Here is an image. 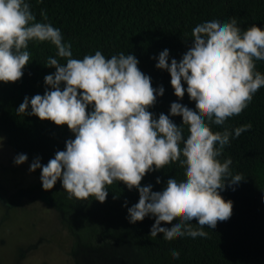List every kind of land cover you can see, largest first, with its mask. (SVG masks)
Masks as SVG:
<instances>
[{"label":"clouds","instance_id":"obj_1","mask_svg":"<svg viewBox=\"0 0 264 264\" xmlns=\"http://www.w3.org/2000/svg\"><path fill=\"white\" fill-rule=\"evenodd\" d=\"M41 16L43 20L36 19L29 0H0V81L22 76L30 61V42L47 41L56 49L45 61L55 69L43 77L50 87L43 95H25L16 108L18 114L66 124L74 133L46 164L39 157L29 164V171L40 169L42 188L51 189L59 178L69 199L93 196L103 202L106 185L123 181L139 193L137 202L127 207L126 218L134 223L155 214L150 232L163 229L165 238L206 237L204 225L214 228L218 220L228 219L233 201L220 193L226 184L235 190L244 177L232 173L231 157L221 160V153L230 138L252 124L216 131L212 125H223L239 114L264 86V73L255 66L264 60V25L242 29L234 16H206L192 25V42L179 60L169 62V49L161 50L155 67L168 71L177 99L167 115L161 112L157 117L147 109L164 88L151 86L135 55L117 52L106 57L97 49L76 58L61 29L48 22L43 10ZM185 88L195 97V106L179 98ZM178 111L188 122L187 132L184 123L170 118ZM26 159V153H18L13 162ZM175 159L184 165L183 176L169 173L155 191L151 184H140L146 172ZM174 216L171 224L161 222ZM193 217L199 227L191 222ZM170 252L174 259L180 255L175 248Z\"/></svg>","mask_w":264,"mask_h":264},{"label":"trees","instance_id":"obj_2","mask_svg":"<svg viewBox=\"0 0 264 264\" xmlns=\"http://www.w3.org/2000/svg\"><path fill=\"white\" fill-rule=\"evenodd\" d=\"M29 3L37 20L44 19L43 10L48 22L61 29L76 58L94 54L97 49L106 57L117 52L135 55L138 68L149 75L151 86L164 88L163 94L147 109L157 117L161 112L167 115L171 102L177 99L168 71L155 67V57L161 50L169 49V62L171 58L179 60L192 42V25L206 16L221 19L234 16L242 29L254 23L264 25V0H29ZM28 50L30 61L23 67L22 76L16 81H0V134L16 155L26 153L27 162L39 157L41 164H46L57 150L65 148V141L74 138V133L66 124L57 125L35 114L16 112L25 95L29 98L43 95L45 88L50 87L45 85L43 77L55 70L45 65L46 58L56 53L54 45L33 41ZM58 59L64 62L63 58ZM255 66L264 73V60H257ZM179 98L195 106V97L189 96L186 88ZM170 118L184 123L185 132L189 130L182 112ZM249 122L252 127L235 139L230 138L220 157L221 160L231 157L232 173L244 177L234 186L235 190L226 184L220 193L225 200L233 201L231 216L218 220L214 228L204 225L206 237L165 238L163 229L153 235L150 224L155 214L130 223L126 218L127 207L137 202L139 193L123 181L106 185L108 193L103 202L93 196L85 200L69 199L59 178L51 189H43L37 168L33 170L36 180L17 189L8 200L15 203L24 193L31 197L42 193L52 200L60 211L61 225L72 238V255L80 249L98 251L104 246L120 245L131 238L144 264H264V201L261 199L264 196V86L258 88L245 109L227 118L223 125H212V130L232 129ZM169 173L183 176V163L179 159L168 161L160 169L146 172L140 184H151L155 191L167 182ZM176 219L175 216L172 220L161 218V222L171 224ZM191 222L199 227L195 217ZM172 248L180 253L176 259L171 255Z\"/></svg>","mask_w":264,"mask_h":264},{"label":"rangeland","instance_id":"obj_3","mask_svg":"<svg viewBox=\"0 0 264 264\" xmlns=\"http://www.w3.org/2000/svg\"><path fill=\"white\" fill-rule=\"evenodd\" d=\"M0 264H144L134 241L98 251L70 252L72 238L61 225L60 211L42 193L8 199L36 180L29 162H13L16 154L0 134Z\"/></svg>","mask_w":264,"mask_h":264}]
</instances>
